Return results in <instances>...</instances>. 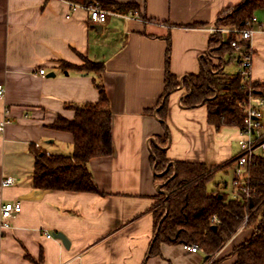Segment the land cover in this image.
<instances>
[{"label":"crops","instance_id":"0c3cea01","mask_svg":"<svg viewBox=\"0 0 264 264\" xmlns=\"http://www.w3.org/2000/svg\"><path fill=\"white\" fill-rule=\"evenodd\" d=\"M114 1L135 3L139 12L101 8L109 19L99 25L88 10L65 0H0V122L9 121L0 133V264H35L26 256L38 261L41 255L42 264H208L203 252L182 245L162 244L159 256L148 257L163 185L152 149L165 151L169 166L205 164L217 171L215 178L239 155L237 127L217 129L208 123L206 106L189 109L182 100L183 80L200 73L201 58L211 51V28L244 0ZM254 16L250 78L264 86V11ZM168 38L169 70L180 87L166 101ZM87 61L102 63L104 71L75 69ZM94 79L103 84L113 115L112 155L88 163L103 195L34 188L33 150L72 153V134L51 126L59 118L74 120L69 105L98 102ZM7 178L15 184L3 187ZM8 203L22 210L2 229ZM58 232L68 248L54 236ZM252 234L242 225L213 259L234 264V248Z\"/></svg>","mask_w":264,"mask_h":264},{"label":"trees","instance_id":"16d2710c","mask_svg":"<svg viewBox=\"0 0 264 264\" xmlns=\"http://www.w3.org/2000/svg\"><path fill=\"white\" fill-rule=\"evenodd\" d=\"M87 9L96 6L107 11L127 13L139 12L135 3L120 4L114 0H65ZM258 10L264 11V0H244L219 16L220 28H251L252 18ZM168 40L165 92L167 101L171 93L180 87V82L169 70L171 41ZM236 42L239 48L232 46ZM210 53L201 58L198 75L183 80L187 92L182 100L184 107L192 109L206 106L208 123L217 129L224 126L242 127L247 115L249 101L264 99V86L259 82L245 81L241 74L225 71L229 62L240 66L250 54L249 43L241 40L239 34H230L225 40L221 33H213L209 42ZM227 57L229 61H227ZM218 60V64L212 61ZM224 66V67H223ZM86 73L101 74L102 63L87 61L84 66L75 67ZM99 92L97 103L72 104L68 108L75 112L72 121L59 118L51 127L72 134L73 151L70 155H50L33 150L35 169L34 188L39 190L94 193L103 195L88 163L96 157L112 155V110L110 99L103 84L94 79ZM166 104L162 109L166 115ZM166 138L169 137L168 132ZM227 166L234 164L235 159ZM152 165L162 176V193L154 209V240L148 257L160 255V246H197L207 256L205 263L220 264L213 259L246 221L245 228L253 230L251 238L234 248L231 256L234 264H264V157H258L249 165L247 193L232 186L226 192L227 183L214 182L217 171L205 164L175 162L169 166L165 151L152 149ZM213 183L214 188L209 189ZM223 185V187H221ZM35 264H42L26 256Z\"/></svg>","mask_w":264,"mask_h":264},{"label":"built area","instance_id":"2783aa9c","mask_svg":"<svg viewBox=\"0 0 264 264\" xmlns=\"http://www.w3.org/2000/svg\"><path fill=\"white\" fill-rule=\"evenodd\" d=\"M88 10L90 14V21L94 24L104 25L108 22L109 13L102 10L96 6H90ZM257 18L254 16L252 18L251 28L237 30L231 28H220L217 25L211 28L212 33H221V34H239L241 40L250 41L256 30L253 29L254 24H258ZM261 30L264 29V23H260ZM232 46L239 48L236 42L232 43ZM239 73L245 81H251L250 70L252 67V55L251 53L243 59L242 63L239 66ZM41 75L45 74V70L41 69L39 71ZM5 94V89L0 85V97H3ZM256 103V106L253 103ZM246 117L243 121L242 127H237L239 130V144L240 152L237 158L234 161V178L232 186L239 190L240 192L247 193L248 191V182L249 176L247 173V168L249 165L256 162L258 157H264V99L249 101L248 108L246 109ZM9 123L8 120L0 122V133H3L6 125ZM49 152L46 153V156H50ZM15 184L13 178H7L2 182L3 187L11 186ZM20 203H8L5 204L1 209V228L7 229L10 227L9 220L12 219L16 214L21 212ZM246 224V221L243 225ZM51 236V235H49ZM186 250L191 252H198L199 249L197 246H184Z\"/></svg>","mask_w":264,"mask_h":264},{"label":"rangeland","instance_id":"374dc122","mask_svg":"<svg viewBox=\"0 0 264 264\" xmlns=\"http://www.w3.org/2000/svg\"><path fill=\"white\" fill-rule=\"evenodd\" d=\"M262 13H260L261 15ZM259 17V13L256 14ZM263 15V14H262ZM227 61H229V58L227 57ZM239 70V66L236 62H229L225 68V71L230 74H236ZM236 153L239 151L238 143L234 142ZM234 174H233V166H230L225 171H220L217 177L215 178L214 182H225L227 183V191L231 192L232 190V182H233ZM163 184V180H161ZM160 185V184H159ZM209 187H214V184L211 183ZM158 206V205H157Z\"/></svg>","mask_w":264,"mask_h":264},{"label":"water","instance_id":"95a60500","mask_svg":"<svg viewBox=\"0 0 264 264\" xmlns=\"http://www.w3.org/2000/svg\"><path fill=\"white\" fill-rule=\"evenodd\" d=\"M99 26H96V28H98ZM99 29H100V27H99ZM253 105L254 106H256V103L254 102L253 103ZM54 236L57 238V239H60V240H62V242H63V244H64V246L65 247H69L70 246V242L68 241V239L62 234V233H56V234H54Z\"/></svg>","mask_w":264,"mask_h":264}]
</instances>
